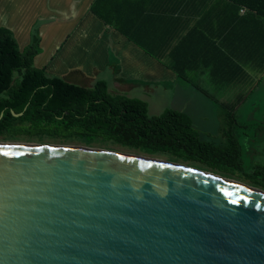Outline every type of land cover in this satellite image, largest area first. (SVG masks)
Returning <instances> with one entry per match:
<instances>
[{
	"label": "water",
	"instance_id": "95a60500",
	"mask_svg": "<svg viewBox=\"0 0 264 264\" xmlns=\"http://www.w3.org/2000/svg\"><path fill=\"white\" fill-rule=\"evenodd\" d=\"M25 145L0 143V264H264L251 189L144 155Z\"/></svg>",
	"mask_w": 264,
	"mask_h": 264
},
{
	"label": "trees",
	"instance_id": "16d2710c",
	"mask_svg": "<svg viewBox=\"0 0 264 264\" xmlns=\"http://www.w3.org/2000/svg\"><path fill=\"white\" fill-rule=\"evenodd\" d=\"M213 1L170 49L168 67L184 79L189 70L201 68L209 72L214 85L238 87L231 101L221 102L224 145L201 140L186 113L167 109L150 116L145 101L109 93L103 79L84 88L47 76L44 69L34 66V58L41 51L37 33L20 50L6 28H0V141L112 146L170 162L242 169L234 133L235 112L264 77V0ZM90 10L152 55L133 35L138 11L132 1L94 0ZM217 14H221V21L215 28ZM248 70L258 75L255 81H251ZM258 174L264 180V166L252 172L253 176Z\"/></svg>",
	"mask_w": 264,
	"mask_h": 264
},
{
	"label": "crops",
	"instance_id": "0c3cea01",
	"mask_svg": "<svg viewBox=\"0 0 264 264\" xmlns=\"http://www.w3.org/2000/svg\"><path fill=\"white\" fill-rule=\"evenodd\" d=\"M93 1L0 0V28L11 32L20 50L28 45L31 35L37 33L41 51L34 58V66L44 69L47 76L59 77L84 88H91L97 80L103 79L109 93L141 99L146 102L147 110L148 97L158 101L163 93L172 95L175 91L181 96H186L187 92L199 96L200 93L188 91L180 84V79L186 81L196 74L206 75L212 82L209 72L201 68L189 70L184 79L168 65L171 63L170 49L185 29L199 20L213 0H130L138 11L133 19V35L152 55L98 18L90 10ZM239 13L243 14L244 9ZM214 20L216 28L221 14ZM158 56L161 59L156 58ZM248 72L251 81H255L258 75L251 70ZM162 77L173 78L174 83L166 85L160 81ZM128 93L136 96H128ZM200 96L209 110L220 107L224 113L221 102L228 101L212 97L210 101ZM214 121L217 125L220 117H215ZM235 121L236 127H244L239 125L236 116Z\"/></svg>",
	"mask_w": 264,
	"mask_h": 264
},
{
	"label": "rangeland",
	"instance_id": "374dc122",
	"mask_svg": "<svg viewBox=\"0 0 264 264\" xmlns=\"http://www.w3.org/2000/svg\"><path fill=\"white\" fill-rule=\"evenodd\" d=\"M208 76H198L192 74L188 80L180 79L179 83L186 86L188 91L198 92L212 101L210 97L216 100L229 101L233 98L236 90L233 88H218L214 86L207 78ZM173 78L162 77L161 82L166 85L173 84ZM211 82V83H210ZM181 94V91L179 90ZM129 94V93H128ZM186 96L179 95L175 91L172 95L163 93L160 95L158 101L151 100L150 97L146 99L149 104L148 114L150 116L160 115L167 109H172L186 113L192 123L194 129L198 132L199 137L203 141H210L216 145H224L227 140L226 136L222 134V127H224L223 110L217 107L215 111L209 110L207 104L202 96ZM205 94V95H204ZM128 96L135 97L136 95L129 94ZM141 100V99H139ZM237 122L244 127H236L234 133L237 136L240 145V159L242 169L231 171L224 164L212 165L211 167L196 162H187V164L175 162L183 166L192 167L198 170L218 174L222 177L238 181L248 186L263 190L264 180L258 174L253 176L252 172L257 166H264V77L259 81L255 90L249 95L244 103L239 107L235 113ZM220 117V123L216 125L215 117ZM0 143H18V144H37V145H51V146H73V147H87L77 143H62L59 141L37 142L35 140H25L19 142H2ZM95 149L121 152L126 154L143 155L132 151H127L119 147L101 148L97 145L91 147ZM146 156V155H144ZM157 160H167L164 157H153Z\"/></svg>",
	"mask_w": 264,
	"mask_h": 264
},
{
	"label": "bare ground",
	"instance_id": "6f19581e",
	"mask_svg": "<svg viewBox=\"0 0 264 264\" xmlns=\"http://www.w3.org/2000/svg\"><path fill=\"white\" fill-rule=\"evenodd\" d=\"M23 145H25V144H23ZM25 146H27V145H25ZM114 153H116V154H126V153H121V152H114ZM151 159H152V161H156V162H160V163H165L166 162L165 160L160 161V160H157L156 158L155 159L151 158ZM175 166H179V167H182V168H185V169L188 168V167L180 165V164H175ZM202 174L207 175L209 177H214V178H217V179H223V180H225V181H227L229 183H233V184L238 185L240 187H245V188L251 189V190L255 191L256 193L264 196V190L256 189V188H249L245 184H242V183H240L238 181H235V180H232V179H227V178L221 177L218 174H214V173H211V172L202 171Z\"/></svg>",
	"mask_w": 264,
	"mask_h": 264
},
{
	"label": "built area",
	"instance_id": "2783aa9c",
	"mask_svg": "<svg viewBox=\"0 0 264 264\" xmlns=\"http://www.w3.org/2000/svg\"><path fill=\"white\" fill-rule=\"evenodd\" d=\"M242 11H243V9H242Z\"/></svg>",
	"mask_w": 264,
	"mask_h": 264
}]
</instances>
